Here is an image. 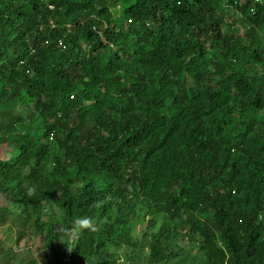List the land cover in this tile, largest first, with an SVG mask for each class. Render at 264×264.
<instances>
[{"label":"trees","instance_id":"trees-1","mask_svg":"<svg viewBox=\"0 0 264 264\" xmlns=\"http://www.w3.org/2000/svg\"><path fill=\"white\" fill-rule=\"evenodd\" d=\"M239 1L0 0V194L47 264L107 263L146 212L147 264H184L183 235L202 264H264V0Z\"/></svg>","mask_w":264,"mask_h":264},{"label":"rangeland","instance_id":"rangeland-1","mask_svg":"<svg viewBox=\"0 0 264 264\" xmlns=\"http://www.w3.org/2000/svg\"><path fill=\"white\" fill-rule=\"evenodd\" d=\"M245 0H240L239 4H245ZM224 14L218 16L223 20L225 24H234L233 30L237 34H244L247 30L246 25L239 23L241 19V12L236 8V5H229L227 2L223 6ZM238 22V23H237ZM237 23V24H236ZM17 114L24 119L29 114V109L17 105ZM3 123L0 122V137H6L5 130L1 129ZM26 128H19L14 134L18 136L23 134ZM14 138L11 142H8L0 146V162H8L15 158L19 154L18 142ZM19 210L16 206L11 204V201L7 196L0 194V264H30L36 261L38 264H47L44 258V245L42 238L38 234L35 223L21 222L18 216ZM45 220L59 221L61 218L58 210L45 211ZM140 219H133L131 224V235L136 243L135 247L123 249H110L112 257L106 258L107 263H100L92 261V264H147L146 251L144 250V244L141 243L142 238L146 234L152 232H158V230L152 229L148 231L149 223L152 220L149 212H146V216H140ZM157 221L160 227L165 222V217L158 215ZM142 219V220H141ZM168 224V223H166ZM189 230V229H188ZM74 236L70 238V243H73ZM199 239L195 238L193 242L188 240L186 235L179 237L178 246L184 248L187 252H191V255L186 257L184 264H202L200 260H197L199 249ZM185 251V252H186ZM186 254V253H185ZM195 257V258H194Z\"/></svg>","mask_w":264,"mask_h":264},{"label":"clouds","instance_id":"clouds-1","mask_svg":"<svg viewBox=\"0 0 264 264\" xmlns=\"http://www.w3.org/2000/svg\"><path fill=\"white\" fill-rule=\"evenodd\" d=\"M261 4H263V2L261 1V0H258ZM50 7H52V6H50ZM51 9V8H50ZM52 10H53V7H52ZM264 63V55H263V61H262V63H260V65L261 64H263ZM260 65H258V66H260ZM257 69H258V67H257ZM259 71V70H258ZM78 225H79V227H81V228H89V227H91V225H90V221L87 219V218H85V219H81V220H79L78 222Z\"/></svg>","mask_w":264,"mask_h":264},{"label":"built area","instance_id":"built-area-1","mask_svg":"<svg viewBox=\"0 0 264 264\" xmlns=\"http://www.w3.org/2000/svg\"><path fill=\"white\" fill-rule=\"evenodd\" d=\"M52 9V7H50ZM258 70L260 71L261 75L264 76V63L258 66ZM51 140H53V137H51Z\"/></svg>","mask_w":264,"mask_h":264}]
</instances>
